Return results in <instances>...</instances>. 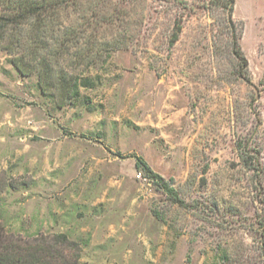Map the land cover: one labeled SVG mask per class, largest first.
<instances>
[{
	"label": "rangeland",
	"instance_id": "obj_1",
	"mask_svg": "<svg viewBox=\"0 0 264 264\" xmlns=\"http://www.w3.org/2000/svg\"><path fill=\"white\" fill-rule=\"evenodd\" d=\"M52 14L0 35V241L66 264H219L222 238L231 259L261 264L264 0L231 13L217 0H68Z\"/></svg>",
	"mask_w": 264,
	"mask_h": 264
},
{
	"label": "trees",
	"instance_id": "obj_2",
	"mask_svg": "<svg viewBox=\"0 0 264 264\" xmlns=\"http://www.w3.org/2000/svg\"><path fill=\"white\" fill-rule=\"evenodd\" d=\"M0 1V3L3 5V8L8 13L0 15V35H3L5 28L8 26L20 25L26 20H30L32 18H42L41 16L44 15H53L52 11H54L55 7H59L63 4L68 3V0H40L36 2H29L27 0H25V2H21L18 0ZM233 1L234 0H217L219 4H221L225 8H228L230 13L233 8ZM48 11L51 12L47 14ZM173 41H176V36L173 38ZM233 54L238 60L240 68L239 76L243 80L248 81V78L245 74V71L247 69V60L236 42H234ZM14 66L21 75H26V72L18 63H16ZM61 81L60 91L65 95V98L71 99V97L78 95L77 82L70 84L66 81L65 77L61 78ZM39 87L40 91L43 94H47L46 91L49 89L48 85L43 86L39 83ZM241 159L247 166V168H249L250 170L256 169L254 166L251 167L252 162H248V159H246L244 156H241ZM135 168L137 171L141 172L146 179L151 181L153 185L159 191H161L173 204L178 205L179 207H184V201L180 199L177 191L170 183V180L166 181L161 176L154 173L151 168L141 159L136 160ZM259 203L261 205H264V202H262V200H260ZM250 225L251 232L258 235L260 238L258 244L253 247L254 251H258V258L252 257V259H263V262L261 264H264V211L257 213L255 215L253 224ZM58 238L65 241L64 236H59ZM4 243L5 241H0V264H54V261L56 260L61 264L67 263L64 257L59 253H55L53 256L51 254V250L42 247L25 248L11 243ZM231 249L227 242L225 244L222 238L219 239L215 248L219 264H246L244 261H242L239 252L238 254H235V259H231ZM41 252L49 253L51 259L45 260L43 258H40L39 253ZM251 264H256V261H253Z\"/></svg>",
	"mask_w": 264,
	"mask_h": 264
}]
</instances>
